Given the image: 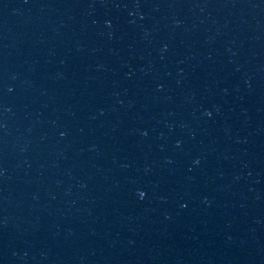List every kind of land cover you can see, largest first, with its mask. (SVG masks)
<instances>
[{
    "label": "water",
    "instance_id": "obj_1",
    "mask_svg": "<svg viewBox=\"0 0 264 264\" xmlns=\"http://www.w3.org/2000/svg\"><path fill=\"white\" fill-rule=\"evenodd\" d=\"M263 197L264 0H0V264H194Z\"/></svg>",
    "mask_w": 264,
    "mask_h": 264
},
{
    "label": "clouds",
    "instance_id": "obj_2",
    "mask_svg": "<svg viewBox=\"0 0 264 264\" xmlns=\"http://www.w3.org/2000/svg\"><path fill=\"white\" fill-rule=\"evenodd\" d=\"M209 115H210V113H209ZM144 195H145V193H143V192L140 193L141 198H143Z\"/></svg>",
    "mask_w": 264,
    "mask_h": 264
}]
</instances>
